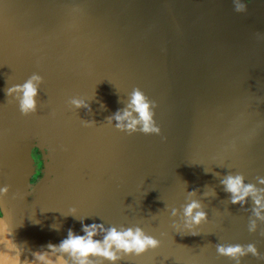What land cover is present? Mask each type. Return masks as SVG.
I'll list each match as a JSON object with an SVG mask.
<instances>
[{"label":"water","instance_id":"obj_1","mask_svg":"<svg viewBox=\"0 0 264 264\" xmlns=\"http://www.w3.org/2000/svg\"><path fill=\"white\" fill-rule=\"evenodd\" d=\"M244 2L238 14L233 0H0V188L10 189L0 208L24 256L69 229L83 235V222L160 241L119 264H234L217 244H254L264 257V221L220 183L242 174L264 188V0ZM34 73L43 83L25 117L6 89ZM134 88L156 102L161 135L108 125ZM38 160L44 179L29 193ZM194 190L208 216L197 236L182 213Z\"/></svg>","mask_w":264,"mask_h":264},{"label":"clouds","instance_id":"obj_2","mask_svg":"<svg viewBox=\"0 0 264 264\" xmlns=\"http://www.w3.org/2000/svg\"><path fill=\"white\" fill-rule=\"evenodd\" d=\"M234 10L238 14L247 12L248 5L244 0H233ZM259 38L260 34H257ZM43 79L38 74H32L22 85H15L6 89L8 97H14L19 104V110L25 117L37 112V97ZM70 105L76 109H85L92 113L89 101L79 98L70 100ZM155 101L150 100L140 88H134L128 98L126 106L117 110L112 116L106 118L109 126H115L116 130L132 135H161V129L154 119ZM101 110L106 106L101 103ZM84 127H93L96 122L82 121ZM66 150V149H65ZM44 164L37 161L36 173L29 181V193H32L38 181L44 179L42 172ZM218 175V174H217ZM260 185H264V178H256ZM224 191L230 196V203L240 205L242 208L249 200L252 202V211L257 220L264 221V188H258L255 184L245 183L242 174H228L220 181ZM9 187L0 188V197H6ZM198 190L188 192V200L182 206L185 228L193 236L199 235L196 229L207 223L208 216L203 210L201 202L194 197ZM215 194V193H214ZM205 196L207 194L205 193ZM15 198V197H14ZM74 211V210H73ZM180 211L171 209V215L176 217ZM83 235L76 234L72 229L68 230L67 238L59 245L49 243L47 251L31 252V259L24 256L19 244L15 241L14 231L10 229L6 221L5 211L0 208V264H119L125 257H142L146 253L156 251L161 243L154 237L147 235L140 227L117 228L107 227L103 224H83ZM257 230L256 220L249 224V232ZM177 233L180 234L179 229ZM100 237V239H97ZM217 254L234 262L242 264V260L249 255L257 260H264L254 244L248 245H216ZM23 257V259H22Z\"/></svg>","mask_w":264,"mask_h":264}]
</instances>
